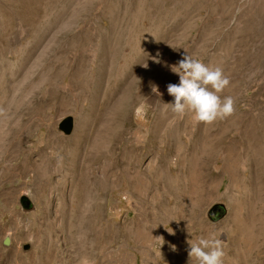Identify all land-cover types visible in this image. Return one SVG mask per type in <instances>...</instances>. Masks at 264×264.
Instances as JSON below:
<instances>
[{"label": "rangeland", "instance_id": "rangeland-1", "mask_svg": "<svg viewBox=\"0 0 264 264\" xmlns=\"http://www.w3.org/2000/svg\"><path fill=\"white\" fill-rule=\"evenodd\" d=\"M110 46L138 63L137 84L122 112L115 99L123 93L129 66L109 75ZM186 54L221 66L230 78L220 95L233 97L234 112L213 127L165 106L174 103L167 85L179 83L171 66ZM75 70L81 83L72 80ZM104 73L102 94L93 100L94 84ZM153 94L156 108L147 117L138 106ZM118 110L125 117L120 127ZM78 114L89 118L93 130L99 119L114 136L106 163L124 162L126 156L138 164L128 170L115 165L107 175L100 200L104 238L93 236L83 260L72 251L63 264H189L187 241L209 235L222 242L223 264H264V0H0V128L23 132V153L13 154L10 163L19 164L26 153L56 157L57 140L77 133ZM67 116L74 126L65 136L57 125ZM247 127L263 137L262 171ZM215 128L223 131L219 145L204 146L200 139ZM198 151L207 159L211 183L194 202L182 190L185 158ZM227 160L242 174L245 190L230 184ZM147 162L178 174L180 184L153 177L150 192H132L130 176L145 175ZM19 170L9 194L0 197V255L8 258L3 264H24L36 249L30 228L40 208L32 173ZM21 195L32 211L22 210ZM235 198L251 209L245 245L231 233ZM215 203L224 206L225 215L211 221L207 211Z\"/></svg>", "mask_w": 264, "mask_h": 264}, {"label": "bare ground", "instance_id": "bare-ground-1", "mask_svg": "<svg viewBox=\"0 0 264 264\" xmlns=\"http://www.w3.org/2000/svg\"><path fill=\"white\" fill-rule=\"evenodd\" d=\"M220 14L222 16V10ZM133 48V51H135V44ZM117 50V47L112 48L110 46L107 51L108 60H110L109 75L111 71L114 73L117 72L116 70L120 71L121 68H128L129 66L123 93L121 92L122 94L115 99L118 102L116 106L122 112L124 105L121 104L128 102L137 84L138 63L135 62L136 59H124ZM119 63H122V66L119 67ZM106 76L107 74L104 73L103 76L99 75L97 78L91 94L93 100L102 94V86ZM81 79L80 71L75 70L72 74L73 82L81 83ZM118 114L117 127H120V123L125 117L119 110ZM77 121L78 131L74 136L65 140H57L59 151L56 157L46 160L40 152L26 153L19 164H11L10 161L11 157L14 156L13 154L23 153L22 145L20 146L23 143V132L14 127L15 131L11 134V132L8 133L7 130L0 128V197L1 195L6 197L15 185V171L19 170L20 167V173H32L31 185L34 186L35 201L40 208L36 224L31 228L29 227L36 249L33 250L34 252L29 261L24 264H56L57 262L63 264L67 261L66 257L70 258L72 251H74L76 257L83 260L87 256V245L91 241L90 239L94 236L101 241L105 235L106 226L102 219L100 200L101 188L107 175L112 173L115 165L128 170L131 166L138 164V162L125 155L124 162L117 160L106 163V160L111 157L110 153H112V147H114V136L108 132V126L105 123L104 125L103 123L100 124L98 119L95 120V129L93 130L89 118L87 119L81 114H78ZM209 126L213 127V123ZM19 130L24 129L21 127ZM245 130L247 131L245 132L247 133V141L257 142L254 148L259 158L260 171H262L263 149L261 151L260 149L263 147V137L250 127ZM178 131H180V128H174L170 131V135L174 137L173 135ZM222 133L221 129L215 128L212 132H207L200 141L203 145L206 144L204 146L215 147L222 140ZM11 135H13V138ZM137 143L139 144V142ZM49 150L51 152V148ZM144 159L148 158L146 156L141 158L142 161ZM185 163L188 170L187 175H185L187 188L182 190V195L189 196L194 202H199L202 199L201 191L211 183L210 174L206 169L207 159L199 152L190 154L185 158ZM145 168V175H142V177L140 175L130 176V190L134 193L150 192L153 177L165 183L175 180L177 184H180L178 174L174 177L173 174L168 173L159 164L147 162ZM225 168L229 173L230 184L237 185L240 191L245 190L242 174L235 172L234 167L228 160L225 163ZM230 205L233 213L231 218L233 240L242 242L245 245L250 239L248 231V222L252 216L250 205L237 198L233 199ZM25 232H23V235H25ZM18 258L20 257L18 256ZM7 261V256L0 255V264ZM79 264H84V262L81 261Z\"/></svg>", "mask_w": 264, "mask_h": 264}, {"label": "clouds", "instance_id": "clouds-1", "mask_svg": "<svg viewBox=\"0 0 264 264\" xmlns=\"http://www.w3.org/2000/svg\"><path fill=\"white\" fill-rule=\"evenodd\" d=\"M171 71L179 76V83L167 85L174 103L165 106H171L174 113H190L196 121L211 124L234 112L233 97L220 95L230 85V78L221 66L205 64L186 54L171 66ZM187 243L189 264H223L222 242L214 235L201 236ZM172 248L175 250V245Z\"/></svg>", "mask_w": 264, "mask_h": 264}, {"label": "water", "instance_id": "water-1", "mask_svg": "<svg viewBox=\"0 0 264 264\" xmlns=\"http://www.w3.org/2000/svg\"><path fill=\"white\" fill-rule=\"evenodd\" d=\"M156 108V95L153 94L148 97L142 104L138 106V109H143L147 117H151ZM74 122L71 116H67L62 119L58 125L57 129L65 136L71 134L73 130ZM19 204L24 212L32 211L33 206L30 200L25 195H21L18 199ZM225 215L224 206L220 203H215L209 207L207 211V218L211 221H214L217 218L223 217Z\"/></svg>", "mask_w": 264, "mask_h": 264}]
</instances>
